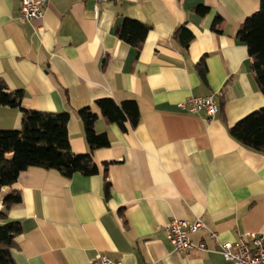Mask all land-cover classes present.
I'll return each mask as SVG.
<instances>
[{"label": "crops", "instance_id": "0c3cea01", "mask_svg": "<svg viewBox=\"0 0 264 264\" xmlns=\"http://www.w3.org/2000/svg\"><path fill=\"white\" fill-rule=\"evenodd\" d=\"M259 6L260 0H51L43 18L28 21L20 0H0V78L24 91L27 108L68 111L75 153L90 152L80 109L99 112L101 98L133 99L140 108L138 126L126 123L127 131L97 120V132L110 140L94 151L98 173L67 177L31 166L1 189L0 209L12 190L22 195L7 211V220L22 223L11 248L16 264H90L97 253L123 264H232L207 228L221 241L264 233V152L229 133L264 107L248 47L237 37ZM125 18L151 27L139 54L116 34ZM202 58L205 79L197 69ZM212 93L219 104L214 117L178 107ZM22 119L18 107L0 106V128L21 129ZM198 216L207 228L191 236L209 249L176 252L166 224Z\"/></svg>", "mask_w": 264, "mask_h": 264}, {"label": "trees", "instance_id": "16d2710c", "mask_svg": "<svg viewBox=\"0 0 264 264\" xmlns=\"http://www.w3.org/2000/svg\"><path fill=\"white\" fill-rule=\"evenodd\" d=\"M205 8L199 6L197 10L204 12ZM150 28V25L139 20L125 18L117 26L116 34L120 39L135 46L139 54ZM182 30H185L184 26L180 27L178 32ZM237 37L248 47L252 59V73L264 95V0H260L258 10L241 24ZM197 69L205 79V58L200 60ZM23 97L22 89L11 90L0 78V106L18 107L23 114L21 129L0 128V193L3 187L14 184L20 173L31 166L57 169L67 177L77 172L85 175L98 173L99 167L93 158L94 151L110 144L108 134L96 130L95 124L99 117H104L109 123H116L124 131L128 130L126 123L135 128L140 122V108L136 100H96L95 105L99 112L91 106L78 111L90 146L89 153L79 154L75 153L70 145L67 127L70 113L27 108L23 105ZM229 133L246 147L264 152V107L240 119L229 128ZM105 186L106 195H109V183L106 182ZM21 199L20 191L12 190L5 196L3 207L0 209V220H5L0 223V264H16L11 248L15 238L23 230L22 223L7 220V211Z\"/></svg>", "mask_w": 264, "mask_h": 264}, {"label": "built area", "instance_id": "2783aa9c", "mask_svg": "<svg viewBox=\"0 0 264 264\" xmlns=\"http://www.w3.org/2000/svg\"><path fill=\"white\" fill-rule=\"evenodd\" d=\"M51 0H20V13L24 20L41 19L47 4ZM105 2L112 0H94ZM216 94L205 96H191L178 103V107L192 114H205L214 117L219 111ZM207 228L202 216L194 221L173 218L166 224L169 242L176 252L207 250L205 241L195 242L192 234L200 229ZM208 237L219 245V252L225 260L232 264H264V233H249L247 240L221 241L216 231L207 228ZM90 264H123L120 260L109 257L103 253H97Z\"/></svg>", "mask_w": 264, "mask_h": 264}]
</instances>
